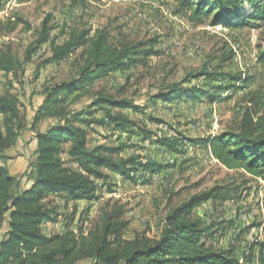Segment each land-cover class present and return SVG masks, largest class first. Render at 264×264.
I'll list each match as a JSON object with an SVG mask.
<instances>
[{
	"label": "rangeland",
	"instance_id": "rangeland-1",
	"mask_svg": "<svg viewBox=\"0 0 264 264\" xmlns=\"http://www.w3.org/2000/svg\"><path fill=\"white\" fill-rule=\"evenodd\" d=\"M248 9L245 5V13ZM189 15L181 0H0V54L8 52L16 65L9 73L0 72V95L9 93L17 99L23 123L21 134L5 151L9 158L6 164L11 174L20 179L21 187L28 185L23 175L36 147L35 134L57 120L39 111L44 90L49 84L74 75L75 58L81 51L78 48L63 60L44 63L50 56L47 43L25 61V50L44 19L50 18V41L56 43L66 40L71 30L89 29L93 34L105 29L114 44L154 41L157 51L147 66L94 79L88 85L89 94L75 101L70 97L65 102L66 110H79L95 92L103 91L146 106L145 113L124 112L151 135L146 136L135 127L122 129L93 123L87 128L88 145L121 144L124 148L120 156L138 155L142 160L161 163L163 169L155 173L138 170L134 180L109 174L106 182H97L96 199L92 201L67 203L63 196L47 195L45 200L59 215L55 221L43 224L46 235L68 230L78 233L80 229L86 234L97 222L101 207L109 202L110 206H124L128 221L124 239L136 235L157 237L169 210L193 194L224 186L237 187L231 199L207 201L192 212L205 225L215 224L207 243L217 249L232 248L242 258L249 244L264 237V181L227 169L211 155L208 144L188 141L214 136L233 126L237 121L236 104L242 95L256 88L264 91V65L257 62L264 46V23L236 26L237 19L231 14L222 15L227 21L212 25V15L199 20H192ZM203 69L211 76L192 78ZM226 74H241L248 81L232 82ZM185 78V88L195 86L210 93L218 86L229 89L218 91L220 98L213 102L207 97H182L148 104L150 95ZM100 115L99 111L94 116ZM149 116L159 121L154 122ZM160 137L178 139V151L159 145ZM63 157L66 165L73 166L66 155ZM5 228L3 225L0 234Z\"/></svg>",
	"mask_w": 264,
	"mask_h": 264
},
{
	"label": "trees",
	"instance_id": "trees-1",
	"mask_svg": "<svg viewBox=\"0 0 264 264\" xmlns=\"http://www.w3.org/2000/svg\"><path fill=\"white\" fill-rule=\"evenodd\" d=\"M189 11V18L199 20L211 16V24L218 25L235 15L236 26L264 23V0H181ZM249 7L248 11L244 6ZM47 17L36 31V37L25 50V61L44 44L49 43L50 56L46 62H58L69 57L76 49L74 75L66 80L49 84L39 107L42 114L57 118L45 130L35 134L36 147L26 171L28 185L21 187L20 179L11 174L5 151L15 143L23 128L17 99L9 94L0 95V264H264V237L248 245L242 258L232 248L217 249L207 243L213 234L211 227L192 215L195 208L207 201L224 202L237 192L236 188L213 186L193 194L168 211L161 221L159 235L122 237L128 225L124 206L104 203L98 220L85 234L68 230L46 235L42 226L56 220L59 215L50 207L47 195L63 196L66 202L96 199L97 182L118 175L123 180H134L138 170L160 172L163 165L153 160H142L138 155L120 156L124 146L88 145L87 128L93 123L115 128L135 127L146 136L152 134L126 114L125 110L144 112L146 106L133 99L117 97L97 91L92 100L79 110H66V100L79 99L89 94L88 85L94 79L118 70L147 66L149 58L157 54L154 41L114 44L105 29L71 30L61 43L50 41L52 26ZM14 26V22L11 23ZM257 62L264 65V46ZM16 67L12 56L0 54V72L9 73ZM209 75L205 69L192 78ZM221 75V74H216ZM232 82H246L241 74L229 75ZM211 76V74L209 75ZM185 78L171 83L149 96L148 104L171 102L182 97L197 100L207 97L210 102L220 98L218 86L213 93L192 86ZM237 121L214 136L189 139L193 144H208L211 155L229 170L243 172L264 181V91L260 88L246 91L237 101ZM101 115L95 117L96 112ZM149 119L156 122L152 116ZM157 143L171 151H178L180 141L160 137ZM63 155L67 156L66 165Z\"/></svg>",
	"mask_w": 264,
	"mask_h": 264
}]
</instances>
